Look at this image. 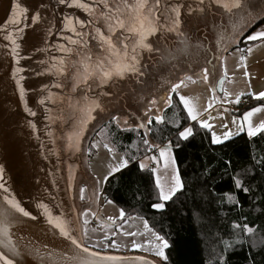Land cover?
<instances>
[{
    "label": "snow or ice",
    "instance_id": "snow-or-ice-1",
    "mask_svg": "<svg viewBox=\"0 0 264 264\" xmlns=\"http://www.w3.org/2000/svg\"><path fill=\"white\" fill-rule=\"evenodd\" d=\"M9 3L8 27L0 28V32L4 33L3 39L7 41L5 47L8 49V54L11 55L16 65H20V61L24 57L20 53L21 44L18 43V39L23 38L25 22L30 21L32 25H38L42 16L40 11L30 14L29 8L22 4V0H9ZM58 3L82 11L86 19L64 15L59 27V38L64 42L54 46L55 51L60 55H50L47 60L40 61L43 67L38 75L49 77V82L40 86L37 103L44 109L45 119L48 121L46 135L52 145L51 154L59 158L60 152L74 154L82 151V140L87 126L95 119L93 113L97 109L103 111L99 97L108 94L104 91L105 87L116 80L142 75L141 60L145 51L160 53L162 60L166 62L178 60L183 56L193 57V63L189 65L191 74L186 72L178 82L172 83L168 90L169 95L160 99L165 105H171V93L178 95L179 103L186 110L187 118L196 122L201 129L211 132L212 144H221L233 136L232 131H224L222 138L217 136L213 131L214 125L208 122L217 118L209 112V109H212L218 101L217 90L223 93V98L219 99L220 104H239L241 95H245V93H241L236 95L234 100L228 99L230 94L224 88V83L228 78L225 57L217 53H226L230 47H234L237 52L242 53L239 59L240 64L245 68L243 75L249 76L246 66L247 56L244 53L251 54L256 43L264 45V0H207V3L205 0H198L196 7L187 3V0L184 2L181 0H58ZM206 9L209 11L220 9L227 15V23L216 31L217 39L214 48H207L202 42L193 43L188 33L181 30L184 14L193 15L196 12L204 14ZM165 33L176 36L179 45L177 49L169 50L153 44L150 38L162 39ZM48 34H52L51 29H48ZM242 42L246 45L244 48L239 47ZM247 42H254V44L248 45ZM43 51L50 52L51 49H43ZM208 51H212L215 59L220 62L221 74L214 83L209 80L211 73L207 66L201 67L198 71L192 70L193 66L199 63L198 58H202L205 65L211 63L207 58ZM24 71L23 67H14L11 78L15 83L24 111L28 116L35 117L37 112L26 101L28 89L22 84L25 77L21 75ZM213 79L215 80V77ZM199 80L209 84V91L212 93L210 102L202 111L179 92L181 86L187 87L189 82L196 84ZM247 95L257 101L264 100V90L258 93L249 91ZM157 104V99H150L144 106V117L149 125L152 124L153 118L157 124L162 123V117L153 113ZM157 111L159 110L157 109ZM227 111L229 109L224 108V112ZM261 111H264V106L253 107L251 110L245 111L240 117L241 122L238 125L236 118H233L232 124L238 127L236 134L244 132L245 128L249 138L264 132V121L254 125L251 120L255 113ZM218 116L223 119L220 113ZM111 120L116 122L117 127L120 126L117 116H112ZM127 123V120L123 121L124 125ZM28 124L33 131H36L35 123L29 120ZM54 125L57 126L56 129H54ZM139 127L148 130L145 124H141ZM221 127L227 129L228 125L222 124ZM178 135L179 139L186 140L193 135V128L185 127ZM143 144L148 146L149 151L152 148L159 149V160L164 161V169L167 171L170 168L172 172L170 179H162L157 176L155 180V196L158 202L153 203L152 207L162 211L165 208V202L171 201L177 193H183L184 183L175 168V159L170 155L171 142L160 147L150 144L149 140L144 138ZM103 146L109 153H114V149L108 143H104ZM90 148L98 149L99 143H92ZM145 158L149 159V157ZM113 159H115L114 155ZM150 159L157 162L155 155ZM129 162V158L121 156L115 165L110 166L108 173L103 178L104 181L121 169L127 168ZM139 167L143 170L146 165L141 162ZM4 171V168L0 166V191L4 193L2 197L4 206L0 207V249L5 250L0 251V262L13 264L7 255L9 251L15 254L17 249V245L12 239L11 230L21 222L22 218L36 219V217L26 210L5 186L3 183ZM151 171L155 174L156 169L153 168ZM71 179L70 175V191L72 189ZM233 179L236 189L242 190L244 193L250 191L240 178L234 177ZM84 193L85 188L81 187L79 189L81 200L84 199ZM97 195L99 193L94 192V196ZM227 202L229 204L238 203L232 195L227 196ZM107 203L112 204L113 202L107 200ZM39 207L43 209L47 223L72 246L70 253L64 258L63 264H133V261L126 256L101 254L91 250L102 244L104 249L112 248L119 251L121 245L113 238L118 232H113L111 236L105 234L102 239H97L91 247L86 243L91 239L87 227L89 209H85L74 222L63 213L54 215L45 204L41 203ZM91 215L96 216L97 214L91 213ZM124 217L125 212L121 209L119 219L123 220ZM81 219L82 223H80ZM109 219L115 225L116 220L111 217ZM232 227L234 230L242 227L245 236L253 235L255 232L248 224L241 226L234 223ZM144 228L151 232L157 243L146 240L141 244L132 240L129 242L131 248H143L145 251L151 248L156 257H159L160 260H167L165 249L169 247L168 241L154 232L147 221H144ZM92 231L95 232V229ZM119 234L132 237L137 235L136 232L131 231L119 232ZM243 242L242 240L236 241V243ZM227 246L229 245L226 243ZM142 264H157V262L144 260Z\"/></svg>",
    "mask_w": 264,
    "mask_h": 264
},
{
    "label": "trees",
    "instance_id": "trees-1",
    "mask_svg": "<svg viewBox=\"0 0 264 264\" xmlns=\"http://www.w3.org/2000/svg\"><path fill=\"white\" fill-rule=\"evenodd\" d=\"M243 46L240 43L239 47ZM171 96L172 103L164 109L162 123L153 120L147 125L146 135L140 128L120 129L111 119L94 132L105 130L114 151L130 159L127 168L105 181L104 199L123 209L125 217L144 218L168 241L167 260H160L162 264H264V132L252 138L241 133L221 144H212L210 132L188 120L176 94ZM260 105L264 100L246 96L239 112ZM187 126L193 128V135L179 139V132ZM144 138L160 147L171 142L184 183L183 193L165 202L162 211L152 207L158 202L152 168L141 170L138 163L155 149L149 151ZM234 177L240 178L250 191L236 189ZM228 195L238 203L229 204ZM234 223L248 224L255 232L245 236L242 227L233 229ZM237 240L244 242L236 243Z\"/></svg>",
    "mask_w": 264,
    "mask_h": 264
},
{
    "label": "water",
    "instance_id": "water-1",
    "mask_svg": "<svg viewBox=\"0 0 264 264\" xmlns=\"http://www.w3.org/2000/svg\"><path fill=\"white\" fill-rule=\"evenodd\" d=\"M187 3L193 7L198 6V0H187ZM22 4L29 8L30 14L40 11L42 19L38 25H32L30 21L25 22L23 38L18 39V43L21 44L20 53L24 57L20 65H16L8 54L5 47L7 41L3 39L4 33L0 32V166L5 170L3 176L5 186L36 219L22 218L21 222L12 228L11 235L17 249L15 254L9 251L7 255L13 264H63L72 246L47 223L39 204L47 205L54 215L63 213L70 220L74 222L77 220L79 189L90 187V182L82 171L86 164L83 154L86 149L87 130L80 153L60 152L59 158L51 154L52 145L46 135L48 121L45 119L44 109L37 103L39 88L43 83L49 82V77L38 75V72L43 67L40 61L47 60L50 55H60L54 46L64 42L59 38L62 17L64 15L79 16L82 19L86 17L82 11L61 5L58 0H22ZM207 11L209 10L206 9L205 12ZM197 14L200 13L184 14L182 19ZM9 15V0H0V28L8 27ZM48 29L52 31L51 35L48 34ZM43 49L51 51L46 52ZM18 66L25 69L21 73L25 77L22 84L28 89L26 101L37 112L35 117L28 116L24 111L11 78L12 69ZM29 120L36 124V131L29 126ZM53 127L57 128L56 125ZM3 195L4 193L0 191V207L4 206ZM91 250L101 254L126 256L133 264H142L144 260L162 264L159 259L140 252ZM137 257L140 259H136Z\"/></svg>",
    "mask_w": 264,
    "mask_h": 264
},
{
    "label": "rangeland",
    "instance_id": "rangeland-1",
    "mask_svg": "<svg viewBox=\"0 0 264 264\" xmlns=\"http://www.w3.org/2000/svg\"><path fill=\"white\" fill-rule=\"evenodd\" d=\"M210 17L216 18L218 20V25H216V23L205 21V19ZM183 21L184 23L181 30L188 33L193 43L202 42L205 47L214 48L217 39L216 31L222 25L227 23V15L223 12V10L214 9L212 11H207L204 14L200 13L195 16L183 19ZM208 27L212 28V30L209 31ZM150 39L155 46L167 48L169 50H175L179 46L176 36L171 33H165L162 39H158L157 37H152ZM232 53L237 52L234 51ZM217 54L223 55L224 53L221 52ZM207 58L211 61V63L207 64L210 66L213 65L215 61H218L215 59V55L212 51H208ZM198 59L199 63L193 66L192 70L194 71H198L201 67L207 66L205 65V62L202 58ZM230 59H232L231 56H229L228 60L225 58L226 68L227 61ZM192 63L193 57L191 56H183L178 60L174 59L171 62H166L162 60L160 53H148L145 51L142 54L141 60L142 75L139 77H126L123 80L110 82L109 85L104 89V91L108 94L99 97V103L103 111L97 109L93 113L95 119L92 120L87 126L85 137L86 149L83 154L86 164L82 167V171L84 172L86 179L90 182V187L85 188L83 200H81L78 195L76 208L77 219L85 209L90 210L89 216L87 217L89 220L87 227H89V235L91 239L86 242L87 244L93 245L96 243V239H102L105 234L111 236L113 232H118V234L113 238L116 239L121 245L119 251L112 248L104 249L102 244L96 246L95 248L121 253L140 252L155 256L151 248H149L147 251H145L143 248L132 249L129 243L132 240H136L137 243L141 244H143L146 240H151L152 243H157L154 240V237H152L151 232L144 228V221L146 220L135 215L124 217L123 220L119 219V212L121 208L114 202L112 204H108L107 200H105L102 195V189L105 183L103 179L104 176L108 173L110 166L115 165V163L123 155L115 151L114 153H109L108 150L104 148V143H108L109 146L112 147L108 141L107 135L105 136V130H101L99 132L97 131L96 134H94V132L101 127L103 122L111 119L112 116H117L120 120V129H130L134 127L140 128L146 135L147 131L145 128L139 127L141 124H145L147 128L148 125L147 120L144 117V106L150 99H157L158 104L153 109V113L162 116L164 109L168 105H165L160 98L167 97L169 95L168 90L170 89L171 84L178 82L186 72L191 74L189 71V65ZM219 64L220 62L218 61L216 64L217 69L212 71L213 74L220 72ZM238 74L239 73L234 74L233 78H230L229 80L233 82V85L230 84V82L226 85L228 90L230 88L232 89L229 90L232 94V98H229V100H234L236 95L244 93V83ZM213 77H211L212 80H210V82L212 81L214 83L218 79L214 80ZM226 87L225 90H227ZM179 92L181 95L186 96L190 103H194L201 111L207 105V103L210 102L212 97V93L209 91V84L204 83L203 80H199L196 84H191L189 82L187 87L181 86ZM216 96L219 99L223 98V93L217 90ZM245 97L246 95H241V102L239 104L228 103L226 105H236L239 107L243 101V98ZM157 109L159 111H157ZM124 120L128 121L127 125L123 124ZM153 120L155 119L153 118ZM214 122L215 124L213 125L219 130L225 129L221 127L222 124H227L224 122L221 124L219 121ZM92 143H99V148L91 149L90 145ZM89 152H91V154H89ZM113 155L115 156V159H113ZM170 155L173 156L172 150ZM98 180L99 183H97ZM94 192L99 193V195L94 196ZM91 213H96L97 215L93 216ZM109 217L116 220L115 225L113 224L112 220L109 219ZM80 223H82V219L80 220ZM93 229H95V232L92 231ZM129 231L136 232L137 235L132 237L119 234V232ZM153 231L156 232L155 230ZM156 233L159 234L158 232ZM125 245H127V247H125ZM156 258L160 260L159 257Z\"/></svg>",
    "mask_w": 264,
    "mask_h": 264
},
{
    "label": "crops",
    "instance_id": "crops-1",
    "mask_svg": "<svg viewBox=\"0 0 264 264\" xmlns=\"http://www.w3.org/2000/svg\"><path fill=\"white\" fill-rule=\"evenodd\" d=\"M213 17H215V16H213ZM213 17L207 18V19H205V21L210 22V23H216V25H218V20L216 18H213ZM208 30L211 31L212 28L208 27ZM247 44L253 45L254 42H247ZM244 45H245V43H244ZM245 46H243L242 48H244ZM234 51H236L235 48L230 47L228 52H226V53L222 52V53H224L223 56L225 58H227V60H228L229 56H231V58H232L229 61H227L228 78L226 79V81L224 83V88L229 83L230 78H233L234 74L239 73L238 76L242 78L243 83H244V93L246 96H248L247 93L249 91L254 92V93H258L259 91L264 90V45H259L258 43H256L253 46V51L251 54L244 53V55L247 56L246 66H247V71L249 72L248 77H245L243 75L245 68L243 65L240 64L239 58L242 55V53L237 52V51H236L237 53H232ZM217 63H218V61H215L213 63V65H211V66L207 65V67L210 69V73H211L209 76V80H212L211 77H213V76L215 77V79H219V76L221 74V69H220L219 73H216V74L212 73L213 70L217 69V65H216ZM231 80H233V79H231ZM230 84L233 85V82L230 81ZM226 89H227V87H226ZM229 90H232V89L230 88ZM229 94L230 95H229L228 99L232 98V94L230 93V91H229ZM249 97L251 99H253L251 96H249ZM253 100H255V99H253ZM226 104H228V103L220 104L219 98H218V101H217V103L214 104L213 108L209 109V112L211 113V115L213 117H217V118L213 119V120H209V123L215 124L214 121H219V123H221V124H222V122L227 123L228 124L227 129L219 130V129H217V127L214 126L213 130L215 131L217 136H220L221 138H222V134L224 131H232L233 136L231 138H233V137L237 136L236 133L238 132V127L232 124L233 118H236L237 125H238L241 122L240 117L242 116V114L245 111L251 110L252 108L245 110V111H242V112H239L241 110V108H239L238 106H236V105L228 106ZM229 105H231V104H229ZM260 106H264V105H260ZM256 107H258V106H256ZM224 108H228L229 111L224 112ZM218 113H220L223 116V119L219 118ZM251 120H252V123L254 125H258L261 121H264V111H261L260 113H255L253 115V117L251 118ZM241 133H244L247 135L246 128H245L244 132H240L239 134H241ZM210 135H211V132H210ZM153 155H155L157 157V163L153 162L150 159V157H152ZM145 157H149V159H146ZM171 157L174 158V156H171ZM141 162H143L146 165L145 168L150 167L152 169L153 168L156 169L155 174H153L155 180H156L157 176H160L162 179H166V178L170 179V176L172 174L171 169L169 168L167 171L164 169V167H163L164 161L159 160V149L156 148L154 150H151L149 153H147L146 155L141 157L138 160L139 165ZM175 168L177 169L176 163H175ZM88 229H89V227H88ZM89 246L91 247L92 245H89ZM94 249L98 250L99 248L94 247ZM99 250H104V249H99ZM106 252H116V251H107L106 250Z\"/></svg>",
    "mask_w": 264,
    "mask_h": 264
}]
</instances>
